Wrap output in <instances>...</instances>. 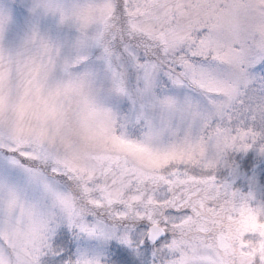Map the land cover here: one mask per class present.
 <instances>
[{"label": "snow or ice", "instance_id": "1", "mask_svg": "<svg viewBox=\"0 0 264 264\" xmlns=\"http://www.w3.org/2000/svg\"><path fill=\"white\" fill-rule=\"evenodd\" d=\"M254 167L264 0H0V264H264Z\"/></svg>", "mask_w": 264, "mask_h": 264}, {"label": "rangeland", "instance_id": "2", "mask_svg": "<svg viewBox=\"0 0 264 264\" xmlns=\"http://www.w3.org/2000/svg\"><path fill=\"white\" fill-rule=\"evenodd\" d=\"M258 167V166H257ZM254 179L253 182L248 185L249 190L254 193L258 198L264 195V180L261 179V173L253 168Z\"/></svg>", "mask_w": 264, "mask_h": 264}]
</instances>
